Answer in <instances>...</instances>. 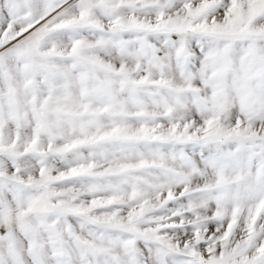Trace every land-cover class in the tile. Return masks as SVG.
Listing matches in <instances>:
<instances>
[{
	"label": "snow or ice",
	"instance_id": "snow-or-ice-1",
	"mask_svg": "<svg viewBox=\"0 0 264 264\" xmlns=\"http://www.w3.org/2000/svg\"><path fill=\"white\" fill-rule=\"evenodd\" d=\"M0 264H264V0H0Z\"/></svg>",
	"mask_w": 264,
	"mask_h": 264
}]
</instances>
